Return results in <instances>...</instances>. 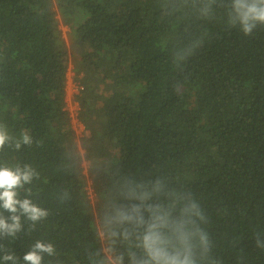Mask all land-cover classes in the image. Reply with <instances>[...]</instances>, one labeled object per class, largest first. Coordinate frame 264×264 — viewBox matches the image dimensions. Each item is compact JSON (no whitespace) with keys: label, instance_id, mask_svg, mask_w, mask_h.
I'll list each match as a JSON object with an SVG mask.
<instances>
[{"label":"trees","instance_id":"trees-1","mask_svg":"<svg viewBox=\"0 0 264 264\" xmlns=\"http://www.w3.org/2000/svg\"><path fill=\"white\" fill-rule=\"evenodd\" d=\"M229 4L0 0V129L10 137L0 167L30 168L17 198L47 213L33 222L18 208L20 229L0 232V264H30L37 242L54 249L37 252L41 264H115L136 243L134 224L112 222L117 211L177 197L204 218L197 264H264V26L245 35ZM72 62L84 86L80 141L66 102Z\"/></svg>","mask_w":264,"mask_h":264},{"label":"clouds","instance_id":"clouds-1","mask_svg":"<svg viewBox=\"0 0 264 264\" xmlns=\"http://www.w3.org/2000/svg\"><path fill=\"white\" fill-rule=\"evenodd\" d=\"M228 8L229 23L232 26L238 25L245 35H250L257 25L264 26V0H230ZM9 139L10 137L0 129V149ZM22 142L25 144L30 142L27 134L22 135ZM32 178L33 172L30 168L22 172L19 169L0 167V208L13 214L10 217L11 224L0 216V232L15 235L20 229V218L15 215L18 208L22 209V213L33 222L47 215L30 200L21 201L17 198L16 189L30 183ZM153 193L157 197L162 195L159 184L153 189ZM148 195L142 193L141 201ZM179 205L180 198L177 197L171 204H148L143 208L133 205L131 215L125 214L122 210L117 211L112 222L120 225L125 222L134 224L135 230L132 234L136 235V243L135 251L129 250L127 254H120L116 257L115 264H123L125 256L130 264H197L196 249H203V255L209 246L207 234L197 223L202 222L204 218L195 201L185 202V206L182 207ZM177 207L179 212L176 211ZM142 212H147V219ZM109 230L115 235L114 230ZM37 252L53 255L54 249L51 244L46 246L37 242L33 251L24 255L23 259L30 264H41V256ZM4 259L10 260L12 257L5 256Z\"/></svg>","mask_w":264,"mask_h":264},{"label":"rangeland","instance_id":"rangeland-1","mask_svg":"<svg viewBox=\"0 0 264 264\" xmlns=\"http://www.w3.org/2000/svg\"><path fill=\"white\" fill-rule=\"evenodd\" d=\"M61 30L63 33V37L65 39V41L68 44L69 50H74V51H78L79 48L77 46V43L75 40L76 39V35L75 33L72 34V32L70 31L69 27L64 26L63 24H61ZM73 59H75L76 57H73ZM72 61V59H71ZM82 75H77L76 71L74 70V65L73 62L72 64H70L69 70L67 72V84H66V102H67V108L69 109L71 116H72V123H73V128L76 131L77 134V139L78 141H80V139L88 134V132L86 130H83V125L81 126L77 121V116H78V106L76 105L77 100L74 97V88L75 86L80 83L81 81L79 80V78H81ZM84 168H85V173L86 176L88 177V170H89V163L88 162H84ZM88 191H89V195L91 198V201L94 202V189L92 186V182L89 181V186H88ZM105 248V245H104Z\"/></svg>","mask_w":264,"mask_h":264},{"label":"built area","instance_id":"built-area-1","mask_svg":"<svg viewBox=\"0 0 264 264\" xmlns=\"http://www.w3.org/2000/svg\"><path fill=\"white\" fill-rule=\"evenodd\" d=\"M84 90V86L83 85H81L80 83H78L76 86H75V88H74V97H75V99H76V96H78L82 91ZM76 105L78 106V108H79V110H80V107H79V103H78V101L76 102ZM69 110V109H68ZM78 110V111H79ZM71 114V113H70ZM72 117V116H71ZM77 119H78V123L82 126L83 124L79 121V117L77 116ZM73 120V119H72ZM83 130H85V127H84V125H83Z\"/></svg>","mask_w":264,"mask_h":264},{"label":"water","instance_id":"water-1","mask_svg":"<svg viewBox=\"0 0 264 264\" xmlns=\"http://www.w3.org/2000/svg\"><path fill=\"white\" fill-rule=\"evenodd\" d=\"M79 50H80V48H79Z\"/></svg>","mask_w":264,"mask_h":264}]
</instances>
